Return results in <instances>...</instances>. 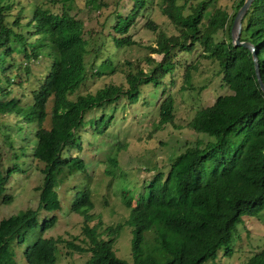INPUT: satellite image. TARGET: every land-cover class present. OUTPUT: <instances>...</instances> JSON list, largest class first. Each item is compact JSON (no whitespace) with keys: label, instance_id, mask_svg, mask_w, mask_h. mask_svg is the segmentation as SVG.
I'll return each instance as SVG.
<instances>
[{"label":"trees","instance_id":"trees-1","mask_svg":"<svg viewBox=\"0 0 264 264\" xmlns=\"http://www.w3.org/2000/svg\"><path fill=\"white\" fill-rule=\"evenodd\" d=\"M212 1L161 0V12L179 31L178 35H160L156 47L151 48L162 53L161 60H149L154 66L147 72L142 68L129 72L126 88L107 84L93 93L82 94L77 90L86 80L84 58L88 44L83 21L71 15L64 4L59 13L37 6L26 22L32 29L25 32L20 22L22 9L18 17L9 20L14 0H0V114L20 115L23 110L20 100L12 97L9 89L7 70L11 68L12 52L26 59L45 52L52 59L49 72L32 91L33 103L24 118L37 124L33 156L42 163L43 175L41 184L35 187L37 206L0 219V264H17L16 246L24 243L27 232L39 225V211L60 210L57 187L68 175L85 169L82 158L64 153L69 147L80 148L78 129L84 125V114L121 97L135 101L141 83L151 82L157 73L166 70L164 66L173 49H190L196 43L203 46L205 58L218 62L221 80L230 92L197 110L189 122L192 130L207 139H197L171 158L166 172L157 168L135 197L128 195L131 191L122 190L123 202L129 209L127 223L132 227V261L117 257L113 249L122 223L103 226L98 220L90 225L95 207L89 191H82L71 204L72 211L83 218L84 237L80 241L87 246L76 244L77 236L72 240L41 237L24 248L23 257L26 264H55L58 243L79 253L87 252L86 264H203L215 259L220 249H224L225 255L232 253L235 226L243 216H255L264 210V93L257 81L252 52L234 45L231 39L232 22L245 0L238 1L232 15L216 8L203 27L205 12ZM145 5L146 0H134L127 16L115 15L112 30L118 35L113 36L116 46L134 43L126 35ZM147 24L156 27L152 21ZM219 30L227 31L228 40H215ZM29 35L37 38L30 41ZM240 40L255 47L264 84V0L252 1L242 19ZM185 78L189 79L188 72ZM49 100L52 106L48 119ZM158 115L159 124L172 122L171 96L162 100ZM47 119L49 124L45 126ZM106 125L107 122L100 124V130ZM14 170L15 166L3 170L0 150V191ZM9 199L10 196H5L3 201ZM55 221L51 217L40 227L47 229ZM99 228L107 238L101 237ZM149 233H152L150 240ZM245 264H264V248Z\"/></svg>","mask_w":264,"mask_h":264},{"label":"rangeland","instance_id":"rangeland-1","mask_svg":"<svg viewBox=\"0 0 264 264\" xmlns=\"http://www.w3.org/2000/svg\"><path fill=\"white\" fill-rule=\"evenodd\" d=\"M238 1L213 0L205 12L202 26L205 27L208 17L218 7L232 15ZM63 4V0H14L8 19L18 17L22 9L19 12L22 28L25 32L31 31L26 22L31 19L35 7L59 13ZM133 4L134 0H69L64 4L71 15L83 21L88 41L84 58L86 80L77 93H93L107 84L126 88L129 72L135 73L140 68L147 72L154 66L149 60H161L162 53L151 50L156 47L159 36L178 35V28L161 12V0H146L145 7L139 10L126 35L134 43L116 46L113 36L118 35L112 30L115 15L127 16ZM149 21L156 24L155 29L147 24ZM35 38L36 35H29L28 40ZM222 39L228 40L226 30H219L215 35L216 41ZM15 52H12L7 75L11 81V95L20 100L23 110L20 115L0 114L2 168L15 166L0 191V219L27 208H36L38 192L35 187L43 178L40 172L42 163L33 156L37 124L24 118L33 103L32 91L39 87L49 72L52 59L45 52L31 59ZM203 54L200 43L190 49H173L170 61L165 63L166 70L157 73L151 82L141 83L135 101L121 97L115 103L95 107L84 114V125L78 129L80 148L69 147L64 153L82 158L85 169L68 175L57 187L60 210L39 211V225L27 232L24 243L16 246L17 264H26L24 248L41 237L56 239L60 236L72 240L77 236L79 239H74V242L87 246L86 242L80 241L84 237L81 234L83 218L71 209L73 200L82 191H89L94 202L95 218L90 225L98 220L103 226L123 224L113 249L117 257L132 261V227L127 223L129 209L123 202L122 190L131 191L127 194L135 197L157 168L166 172L171 158L197 139H207L206 135L192 130L189 122L197 110L212 104L219 95L230 92L221 80L218 62L205 58ZM186 72L189 73L188 80ZM167 96L173 98L174 117L172 122L159 124V105ZM51 106L52 100H49L46 106L48 119ZM48 119L45 126L49 124ZM96 120L97 125L94 124ZM104 122L107 125L101 131L99 127ZM5 196H10L9 201H3ZM51 217L56 218L55 223L42 230L40 225ZM99 231L101 237L107 238L101 228ZM151 237L152 233H149L148 239ZM57 246L55 264H86L87 252L68 249L64 243ZM230 247V255H225L224 249H220L215 259L203 264H245L264 248V210L255 216L242 217L233 230Z\"/></svg>","mask_w":264,"mask_h":264},{"label":"water","instance_id":"water-1","mask_svg":"<svg viewBox=\"0 0 264 264\" xmlns=\"http://www.w3.org/2000/svg\"><path fill=\"white\" fill-rule=\"evenodd\" d=\"M253 0H245L242 6L237 10L236 15L234 17V20L232 22L231 26V39L234 45H241L246 48H248L252 52V57H253V62H254V68H255V73L257 77L258 84L260 86V89L264 93V84L261 80L260 73H259V67H258V62H257V56L255 52V47L247 42V41H241L240 40V33H241V27H242V19L247 12L249 6L251 5Z\"/></svg>","mask_w":264,"mask_h":264}]
</instances>
